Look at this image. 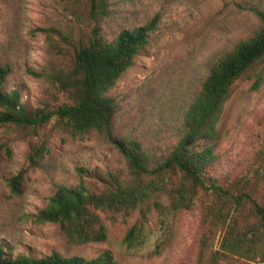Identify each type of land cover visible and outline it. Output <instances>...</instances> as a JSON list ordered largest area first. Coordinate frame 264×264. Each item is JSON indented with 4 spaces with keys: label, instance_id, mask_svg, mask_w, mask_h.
<instances>
[{
    "label": "rangeland",
    "instance_id": "obj_1",
    "mask_svg": "<svg viewBox=\"0 0 264 264\" xmlns=\"http://www.w3.org/2000/svg\"><path fill=\"white\" fill-rule=\"evenodd\" d=\"M254 6L264 7V0H109L110 14L98 22L91 6L76 0H0V65L9 62L14 67L8 90H19L24 105L46 103L54 109L67 98L47 77L32 74L42 73L50 63L43 29L82 35L101 26L112 39L122 29L144 26L157 16L149 46L109 96L118 104V136L141 141L159 162L176 143L183 115L201 90L210 65L259 27L250 10ZM259 72L261 82L256 76L239 81L225 105L213 147L217 158L209 168L213 177L243 172L264 142V66ZM54 123L29 139L0 129V240L14 256L39 259L57 252L90 259L108 250L118 264H196L198 210L180 217L173 243L159 254L155 253L161 235L157 212L146 220L149 243L142 250H130L124 243L129 229L140 221V211L115 223L108 221V239L87 245L69 244L58 224L39 223L35 216L58 185L79 184L78 168L127 175L125 158L108 138L96 131L74 136ZM31 142L49 148L39 168L30 167ZM23 170L22 194L16 197L6 179Z\"/></svg>",
    "mask_w": 264,
    "mask_h": 264
},
{
    "label": "trees",
    "instance_id": "obj_2",
    "mask_svg": "<svg viewBox=\"0 0 264 264\" xmlns=\"http://www.w3.org/2000/svg\"><path fill=\"white\" fill-rule=\"evenodd\" d=\"M91 6L98 22L110 14L109 0H76ZM250 10L259 27L221 54L210 65L201 90L183 115L177 141L163 159L154 157L144 144L119 137L115 120L118 104L109 92L150 44L159 18L144 26L122 29L109 39L103 27L76 35L57 28L46 33L50 63L37 77L45 76L67 101L54 109L42 103L29 107L19 90H8L14 67L0 65V129L21 139L39 136L51 123L71 135L96 131L118 149L127 163V175L78 168L80 182L58 185L47 205L35 216L39 223L60 225L71 245L103 243L109 237L108 221L140 211L141 219L128 231L124 243L130 250L148 246L145 227L149 214L157 212L161 235L155 253L172 244L180 217L199 211L200 239L196 264H264V142L246 169L236 176L213 177L214 141L226 103L236 84L253 76L263 80L264 7ZM257 86H255L256 88ZM6 148V147H5ZM30 167L42 166L49 148L30 143ZM2 151V147L0 148ZM10 154L9 148H6ZM26 171L6 179L13 196H20ZM0 264H118L111 251L98 257H66L53 253L43 258L14 256L0 240Z\"/></svg>",
    "mask_w": 264,
    "mask_h": 264
}]
</instances>
